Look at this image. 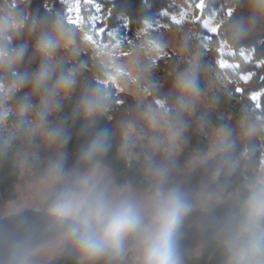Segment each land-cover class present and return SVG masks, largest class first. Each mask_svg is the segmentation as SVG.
Instances as JSON below:
<instances>
[{
	"label": "clouds",
	"instance_id": "1",
	"mask_svg": "<svg viewBox=\"0 0 264 264\" xmlns=\"http://www.w3.org/2000/svg\"><path fill=\"white\" fill-rule=\"evenodd\" d=\"M249 13L248 17L224 19L221 38L226 45L241 44L264 22V0H249ZM25 28L35 37L32 60H39L31 72L21 70L29 50L27 40L20 39ZM93 44L82 24L73 26L60 13L30 16L18 7L17 0H0V157L7 154L25 126L30 133L44 129L48 117L77 87L87 65L80 62L65 68L64 57H58V53L66 52L71 60L91 50L98 69V78L84 86L70 115L44 133L50 145L66 144L70 137L64 124L70 119L84 121L82 133L90 132L74 167L66 166L67 157L61 151L43 171L50 185L42 209L44 239L38 240L23 223L5 227L0 231V264H39V251L50 242H55L57 252L75 264H185L180 247L185 221L194 211L212 212L223 199H214L212 193L205 195L206 186L194 195L179 183H168V168L163 165H149L154 183L147 193L135 194L130 188L113 185L100 163L110 149V134L108 129L94 125L109 110V86L127 74V69L119 63L118 44ZM163 47V42L156 40L141 45L140 52L151 58V53L158 54ZM200 72V54L194 52L188 67L176 77L177 90L199 97ZM26 87L29 92H23ZM33 97H38V103H33ZM10 118L14 121L11 124ZM244 121L246 137L264 132V119L244 117ZM126 140L122 153L127 148ZM231 148L232 141L225 132L211 155L202 161L213 162V180L221 174L231 176L251 152L246 146L234 157ZM232 195L233 208L221 221L225 264H264V168ZM10 215L19 217L23 213Z\"/></svg>",
	"mask_w": 264,
	"mask_h": 264
},
{
	"label": "trees",
	"instance_id": "2",
	"mask_svg": "<svg viewBox=\"0 0 264 264\" xmlns=\"http://www.w3.org/2000/svg\"><path fill=\"white\" fill-rule=\"evenodd\" d=\"M201 1V0H195ZM209 11L227 14L236 19L249 16V0H203ZM18 7L30 16L46 17L56 13L66 15L69 5L65 0H17ZM80 13L86 31L99 41L114 39L122 41L136 37L141 31L153 29L160 23L171 27L180 25L174 18L182 10L176 0H80ZM198 12V11H197ZM200 18L196 21L199 31L205 41L199 45L203 58L208 59L215 72L227 86V91H215L212 94L214 105L206 106L198 97L187 95L188 107H184L180 93L175 87L178 69L188 67V63H178V57L171 53L159 57L154 66L159 70L160 79L156 83H148L144 69L139 71L136 81L144 87L149 101L153 105L162 102L166 107L167 119L175 133L176 148L169 145V140L162 129L148 117L146 108L124 88L116 84L109 86L110 107L105 115L99 117L94 128L108 129L110 134V149L101 158L100 163L108 172V179L119 188H130L140 194L151 190L154 177L149 173V165L166 166L168 168V183H179L195 195L205 186L207 193L213 198L223 197L210 213L194 211L185 221L181 229L180 247L185 264H225V253L220 242L224 225L221 222L234 205V196L242 188L246 180L256 173V168L264 158V136L259 133L250 138L244 135V117L264 119V22L257 25L253 33L236 46H228L221 38L224 19L214 31L206 29ZM29 44L28 56L22 69L29 72L38 67L39 60H32L35 37L27 34L21 36ZM19 42V41H17ZM246 52V56L242 53ZM64 57L63 67L79 65L84 62L87 67L82 69L79 83L72 94L62 100L61 108L48 117L45 125L48 130L63 123L80 99L84 86L94 83L98 78V69L91 50L82 52L71 60L64 51L58 53ZM225 62H230L226 64ZM248 75V79L242 77ZM240 86V87H239ZM200 94H205L208 85L199 75ZM26 87L23 92H29ZM23 92L19 95H23ZM259 92V98L253 94ZM239 98L245 105L242 108L235 103ZM33 103H38V97H33ZM223 112V113H222ZM14 121L10 118V124ZM84 121L69 120L64 127L70 137L66 144L50 145L45 136L27 134L26 126L18 134L5 156L0 157V231L16 223H23L38 240H43L41 233L43 224L42 209L50 191V185L43 176L50 161L57 158L59 152L66 154V166L74 167L77 163L80 149L90 138L89 133H82ZM213 124L228 133L232 141L231 154L238 157L247 146L251 148L250 155L231 176L221 174L212 179L213 162L204 160L190 161L192 152L202 155L208 148V139L203 125ZM94 128L92 130H94ZM127 138V148L122 153ZM27 160V164L25 163ZM31 168L32 178L29 185L30 198L33 203L27 205L19 200V184L21 164ZM45 184L46 189L43 188ZM49 185V186H48ZM41 188V189H38ZM38 195H42L40 198ZM242 195V192H241ZM39 197V198H38ZM21 203L18 209L10 204ZM12 213H23V216H11ZM39 264H75V262L57 252L55 242L45 243L39 251Z\"/></svg>",
	"mask_w": 264,
	"mask_h": 264
},
{
	"label": "rangeland",
	"instance_id": "3",
	"mask_svg": "<svg viewBox=\"0 0 264 264\" xmlns=\"http://www.w3.org/2000/svg\"><path fill=\"white\" fill-rule=\"evenodd\" d=\"M68 5V12L64 15L68 20H70L75 25H83V19L80 13V0H65ZM182 6V10L178 14H174L173 18L180 23L177 27H171L166 23H160L153 29L143 30L136 37L128 39V41H122L117 37L116 31L112 32L114 39H108L107 41H99L94 38L91 34L89 37L91 41L94 42L93 47H102L103 45L111 42L113 44H118L120 48L121 55L119 57V63L126 66L127 74L122 75L121 78L115 83L119 88H124L131 92L133 96L146 108L148 112V117L152 122H155L163 131L165 136L169 140V145L176 148L175 133L172 130L171 124L167 119L166 107L162 102H158V105H153L147 96V92L142 85L136 81V77L141 69L146 70L144 73L145 79L148 83H156L159 81L160 76L158 69L154 66V62L159 57H165L171 53H175L178 57V63L186 62L188 63L194 52H199L200 54V64H201V74L202 78L208 85V90L205 94L199 95V100L203 102L206 106L214 105L212 101V94L215 91H227V86L224 84L223 80L215 72L213 65L208 59L203 58V55L199 51V45L205 41L204 36L199 31L196 21L200 18L201 12H204V17L201 19L203 26L213 31L218 26V24L227 17V14H218L215 10L209 11L205 6V2L195 1V0H176ZM79 8L77 13L76 8ZM198 11V12H197ZM84 26V25H83ZM160 40L163 42L164 47L159 51V53H151V58L146 56L143 52H140L141 45H148L153 41ZM139 52V55H135ZM92 53V51H91ZM128 53H133L134 55H129ZM246 56V52H242ZM93 55V54H92ZM230 64V62H225ZM183 69H178V73L183 71ZM247 76L248 75H244ZM240 87V86H239ZM260 93L256 92L253 94L254 98H259ZM181 99L183 100V105L190 111L194 108L188 107L187 95L183 94ZM235 103L239 104L242 108H245L244 103L239 99L235 98ZM223 113V112H222ZM243 121V129H244ZM204 132L208 139V148L206 152L202 155H197L195 152L191 153L190 161L201 160L207 156H210L213 148L218 143L221 135L225 131L221 128L215 127L213 124L203 125ZM27 134L31 136H45V131L48 130L47 126L44 125V129L38 130L35 133H30L27 129ZM263 133L264 136V132ZM261 168H264V158L261 164L256 168L255 173H258ZM32 172L31 168L25 163L21 164L20 179L18 189H20L19 200H22L27 205L33 203L30 198V193L32 189L29 188L31 184ZM49 186V185H48ZM41 189V188H38ZM46 189L45 184L43 188ZM135 194H140L133 191ZM42 198V195H38ZM38 197V198H39ZM21 203L10 204L11 208L18 209Z\"/></svg>",
	"mask_w": 264,
	"mask_h": 264
},
{
	"label": "snow or ice",
	"instance_id": "4",
	"mask_svg": "<svg viewBox=\"0 0 264 264\" xmlns=\"http://www.w3.org/2000/svg\"><path fill=\"white\" fill-rule=\"evenodd\" d=\"M76 11H77V13L79 12V8H78V7L76 8ZM213 31H214V29H213ZM248 78H249V77H247V76H243V77H242V79H244V80H247Z\"/></svg>",
	"mask_w": 264,
	"mask_h": 264
}]
</instances>
